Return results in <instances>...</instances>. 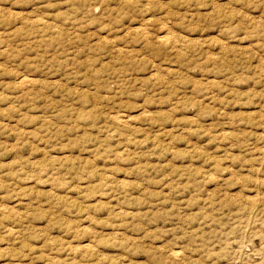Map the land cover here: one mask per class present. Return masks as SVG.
<instances>
[{
	"label": "rangeland",
	"instance_id": "1",
	"mask_svg": "<svg viewBox=\"0 0 264 264\" xmlns=\"http://www.w3.org/2000/svg\"><path fill=\"white\" fill-rule=\"evenodd\" d=\"M0 264H264V0H0Z\"/></svg>",
	"mask_w": 264,
	"mask_h": 264
}]
</instances>
